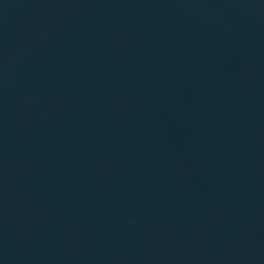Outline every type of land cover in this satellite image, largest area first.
Wrapping results in <instances>:
<instances>
[{"label": "water", "instance_id": "1", "mask_svg": "<svg viewBox=\"0 0 264 264\" xmlns=\"http://www.w3.org/2000/svg\"><path fill=\"white\" fill-rule=\"evenodd\" d=\"M0 264H264V0H0Z\"/></svg>", "mask_w": 264, "mask_h": 264}]
</instances>
